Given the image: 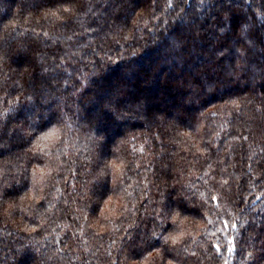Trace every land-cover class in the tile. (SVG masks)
I'll return each instance as SVG.
<instances>
[{"label":"trees","instance_id":"1","mask_svg":"<svg viewBox=\"0 0 264 264\" xmlns=\"http://www.w3.org/2000/svg\"><path fill=\"white\" fill-rule=\"evenodd\" d=\"M0 264H264V0H0Z\"/></svg>","mask_w":264,"mask_h":264},{"label":"snow or ice","instance_id":"2","mask_svg":"<svg viewBox=\"0 0 264 264\" xmlns=\"http://www.w3.org/2000/svg\"><path fill=\"white\" fill-rule=\"evenodd\" d=\"M169 4H171V0H169ZM59 137V129H57V128H55V127H52L51 129H49V131H47V132H45L43 135H41L40 137H39V140L40 141H47V140H50V139H56V138H58ZM41 152L43 151V148L41 147ZM141 151H143V148H141L140 149ZM113 166H115V167H119V165H116L115 164V161H113L112 162V164L111 165H109V167H113ZM213 199H217L218 200V198H215V197H213ZM226 223V222H225ZM155 235H157V234H155L154 233V236ZM158 238L159 239H161V240H163L164 242H168L169 240H171L172 242H176L177 241V239H178V237H174V236H165V235H158ZM219 246L217 245V248H218Z\"/></svg>","mask_w":264,"mask_h":264},{"label":"rangeland","instance_id":"3","mask_svg":"<svg viewBox=\"0 0 264 264\" xmlns=\"http://www.w3.org/2000/svg\"><path fill=\"white\" fill-rule=\"evenodd\" d=\"M164 105H165V107H168L169 106V103L166 102Z\"/></svg>","mask_w":264,"mask_h":264}]
</instances>
